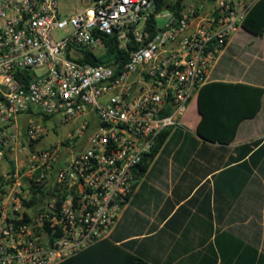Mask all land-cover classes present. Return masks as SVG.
Wrapping results in <instances>:
<instances>
[{"label": "built area", "instance_id": "obj_1", "mask_svg": "<svg viewBox=\"0 0 264 264\" xmlns=\"http://www.w3.org/2000/svg\"><path fill=\"white\" fill-rule=\"evenodd\" d=\"M256 1L186 0L177 15L155 14L154 0L71 12L60 0H0V264H59L111 236L144 156L182 124ZM131 34L138 47L121 69L79 61ZM45 116L79 123L42 146Z\"/></svg>", "mask_w": 264, "mask_h": 264}, {"label": "crops", "instance_id": "obj_2", "mask_svg": "<svg viewBox=\"0 0 264 264\" xmlns=\"http://www.w3.org/2000/svg\"><path fill=\"white\" fill-rule=\"evenodd\" d=\"M223 52L204 90L216 82L264 88V32L242 27ZM218 95L224 115L237 102ZM183 119L135 183L111 237L65 264H132L135 255L153 264H201L208 256L264 264V94L229 144L198 134V96Z\"/></svg>", "mask_w": 264, "mask_h": 264}, {"label": "trees", "instance_id": "obj_3", "mask_svg": "<svg viewBox=\"0 0 264 264\" xmlns=\"http://www.w3.org/2000/svg\"><path fill=\"white\" fill-rule=\"evenodd\" d=\"M156 3L155 14L162 11H174L180 15L183 10L186 0H154ZM213 2L215 0H209ZM155 14L152 15L147 22V27L151 34L158 31L159 27ZM242 27L256 35H261L264 32V0H257L248 12ZM106 51L102 55H94L90 51L84 50L83 56L79 58L80 62H92L93 64H108L117 65L119 69L127 62L130 51L138 47L132 34L127 47H120V41L115 35L105 37ZM206 84V83H205ZM203 85L198 94L199 110L202 114V119L198 125V134L205 140L218 142L220 144H229L234 138L238 128V124L245 118L254 117L261 108L262 96L264 88L260 86L246 85L243 83H226L216 82L208 85L207 90H204L207 85ZM219 87V88H214ZM216 89V90H215ZM219 94V98L229 99L235 103V107L227 109V113L222 115L219 107H215L214 101ZM224 100V101H225ZM49 116L44 117V121H48ZM172 129L162 131L157 137L150 153L146 154L142 163L138 168V175L141 176L146 172L151 162L162 148L166 139L170 135ZM35 200V199H34ZM111 237V236H110ZM107 239V238H106ZM103 239L87 248L96 247L99 243L105 241ZM86 249V248H85ZM81 250L74 256L82 254ZM70 257L59 264H65L72 260ZM132 264H153L150 261L140 256H131ZM217 258L208 256L204 258L201 264H216ZM219 264H225L219 263Z\"/></svg>", "mask_w": 264, "mask_h": 264}, {"label": "rangeland", "instance_id": "obj_4", "mask_svg": "<svg viewBox=\"0 0 264 264\" xmlns=\"http://www.w3.org/2000/svg\"><path fill=\"white\" fill-rule=\"evenodd\" d=\"M91 5V0H60V9L63 11L71 12L72 10H76L77 8H85ZM224 52L221 54V58L224 57ZM240 56V59L238 60V64L236 67H241V61L242 55L241 53H238ZM254 69H252L253 71ZM24 120V119H23ZM182 122L184 123L185 120L182 119ZM45 123L50 128L49 135L45 138V140L42 142V146H47L54 141L61 139L67 135V133L71 130H73L79 122H70L68 124H59L57 122V119L52 117L48 121H45Z\"/></svg>", "mask_w": 264, "mask_h": 264}]
</instances>
